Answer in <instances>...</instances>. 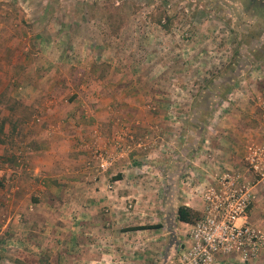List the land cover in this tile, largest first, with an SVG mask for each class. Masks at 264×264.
Listing matches in <instances>:
<instances>
[{"label":"rangeland","instance_id":"374dc122","mask_svg":"<svg viewBox=\"0 0 264 264\" xmlns=\"http://www.w3.org/2000/svg\"><path fill=\"white\" fill-rule=\"evenodd\" d=\"M101 96L112 97L114 129L105 145L113 154L83 145L89 177L128 158L138 162L147 147V161L156 163L135 176L174 180L149 189L165 186L183 202L182 188L201 176L192 160L212 155L225 129L241 121L236 114L253 112L264 123V0H0L1 167L10 175L29 172L28 133L67 127L66 119L49 121L54 100H85L78 112L91 125V106ZM129 98L141 99L131 109ZM249 144L245 170L234 172L255 183L245 161ZM98 152L109 157L104 169ZM204 187L197 185L199 196Z\"/></svg>","mask_w":264,"mask_h":264},{"label":"crops","instance_id":"0c3cea01","mask_svg":"<svg viewBox=\"0 0 264 264\" xmlns=\"http://www.w3.org/2000/svg\"><path fill=\"white\" fill-rule=\"evenodd\" d=\"M135 99L141 98L126 101L131 109L135 108ZM94 100L98 104L91 106V125L82 118L85 114L78 112L85 100H54L55 105L47 111L49 121L66 119L67 127L28 133L29 172L19 173L16 169L17 174L10 175L0 166V264H172V255L179 253L191 229V224L177 221L179 205L201 216L204 203L197 185L199 189L216 186L220 170L241 173L245 170L246 144L264 141L260 115L236 114L235 119L241 121L225 129V139L213 146L212 155L192 160L191 170L196 169L201 176L191 188H182V202L179 194L167 193L165 186L154 191L156 194L149 189L150 184H173L174 180L135 176L137 168L156 163L147 161L151 158L147 147L141 149L138 162L128 158L89 177L92 171L87 168L83 145L91 144L96 150L106 147L107 155L113 154L111 146L105 145L114 129V112L107 107L112 97ZM62 104L65 109L57 113ZM18 148L13 147L11 152ZM161 149L154 148L158 154ZM16 161H10L11 168L17 167ZM116 169L120 174L111 178L110 173ZM108 183L114 185V191H105ZM180 184L184 187L182 181ZM259 186L256 184L252 190L254 200L247 221L264 230V189ZM219 263L244 264L234 255L220 257ZM247 264H264V253Z\"/></svg>","mask_w":264,"mask_h":264},{"label":"built area","instance_id":"2783aa9c","mask_svg":"<svg viewBox=\"0 0 264 264\" xmlns=\"http://www.w3.org/2000/svg\"><path fill=\"white\" fill-rule=\"evenodd\" d=\"M96 158L100 168L108 166L109 157L98 152ZM245 161L258 179L249 183L240 173L224 171L217 175L216 186L204 187L200 194L203 213L191 226L178 264H220L219 258L228 255L245 263L256 260L264 250V232L247 221L252 190L264 184V146L247 145Z\"/></svg>","mask_w":264,"mask_h":264},{"label":"trees","instance_id":"16d2710c","mask_svg":"<svg viewBox=\"0 0 264 264\" xmlns=\"http://www.w3.org/2000/svg\"><path fill=\"white\" fill-rule=\"evenodd\" d=\"M198 215L197 212L185 206H179L176 211L177 221L191 225L198 219Z\"/></svg>","mask_w":264,"mask_h":264}]
</instances>
